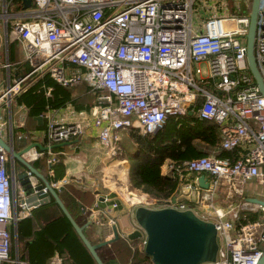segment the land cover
<instances>
[{
  "label": "built area",
  "instance_id": "1",
  "mask_svg": "<svg viewBox=\"0 0 264 264\" xmlns=\"http://www.w3.org/2000/svg\"><path fill=\"white\" fill-rule=\"evenodd\" d=\"M24 2L0 0L4 39L0 142L21 151L26 162L44 160L46 178L59 191L68 180L55 178L60 153L54 145L81 138L91 128L108 160L121 153L123 133L152 135L168 116L191 111L199 120L216 124L218 147L232 151V156L168 160L165 168H172L180 180L174 194L159 200L143 193L136 202L124 201L132 213L135 205L191 209L213 222L216 260L203 264H257L264 250V206L243 197L246 181L254 180L264 188V96L246 59L252 0H203L204 15L198 23L193 22V14L199 0H30L29 6ZM258 19L254 55L264 82V0H259ZM11 40L22 47L20 66L8 58ZM45 75L63 87L86 84L87 92L94 95L92 106L75 109L67 102L39 115L43 127L27 128V111L15 106L14 100ZM43 88L49 95L52 87L43 84ZM33 143L45 149L24 150ZM21 173L33 189L41 183L26 167L17 169L16 159L0 143V264H28L10 257L11 231L16 232L18 221L37 207L25 202L28 195L18 179ZM201 174L207 188L199 185ZM220 187L224 191L221 211L214 202ZM198 206L213 209L214 216ZM81 207L82 214L90 211L87 227L109 226L113 237L116 220L110 212L116 202L108 208L96 203L90 210ZM135 229L142 236L132 249L141 252L146 236L136 222ZM127 234L119 236L130 241ZM64 261V255L54 251L46 264Z\"/></svg>",
  "mask_w": 264,
  "mask_h": 264
},
{
  "label": "trees",
  "instance_id": "2",
  "mask_svg": "<svg viewBox=\"0 0 264 264\" xmlns=\"http://www.w3.org/2000/svg\"><path fill=\"white\" fill-rule=\"evenodd\" d=\"M8 58L12 63L22 64L21 45L17 40L8 42ZM43 84L52 87L49 95L45 94ZM80 85L83 86L85 92L76 96ZM87 91L83 83L63 87L45 75L23 90L15 98L14 105L23 106L26 109L28 116L26 127L29 128L32 122L35 124V118L47 109H58L67 102H71L76 109L90 108L94 102V95ZM82 98L88 102L82 103ZM41 127L43 124L35 125V128ZM129 136L139 150L135 156L138 162L129 173L130 185L156 199L170 197L177 191L180 184L179 177L172 168L168 169L166 174H162L161 167L166 161L183 162L200 156H210V150L207 148H217L219 140L216 124L212 121L199 120L193 113L168 116L163 126L152 135L130 132ZM61 148L63 147L57 146L53 149L58 151ZM215 156H232V151L219 148ZM32 165L46 177L47 166L44 160L33 162ZM60 168L63 169L61 160L54 166L56 175ZM64 188L58 192L59 197L74 216L64 198L66 196L72 198L81 190L69 189L68 193ZM53 207L57 209V213L40 221L38 211ZM74 219L79 226L86 222V219L83 221L81 216ZM16 233L18 243L24 247V250L20 248L19 260L25 263L46 264L52 253L59 251L73 264H95L71 223L53 200L46 205L37 206L30 216L18 221ZM12 238L13 232L11 231V259L14 257ZM132 244L133 242L127 243L118 238L109 247H99L96 252L104 264H116L119 257L120 259L127 258L129 264H151L150 259L139 250L131 249Z\"/></svg>",
  "mask_w": 264,
  "mask_h": 264
},
{
  "label": "water",
  "instance_id": "3",
  "mask_svg": "<svg viewBox=\"0 0 264 264\" xmlns=\"http://www.w3.org/2000/svg\"><path fill=\"white\" fill-rule=\"evenodd\" d=\"M24 3L25 6H29L30 0H25ZM258 10L259 0H252L251 11L249 13L248 32L246 34V59L249 71L264 96V82L257 68L254 55ZM191 108L192 107L190 106L189 109ZM190 113L191 111H189V114ZM37 120L38 123L41 124L42 120L40 116L37 117ZM0 143L3 148L9 152L13 159L19 161L41 180V183L37 184L33 189L31 184L28 183L25 173L18 175L22 189L24 190L25 195H28L25 198V202L29 205L42 206L53 200L71 223L75 233L92 256L95 264H104L96 250L120 237L117 227H112V238L97 243H91L84 233V229L87 227L88 222L79 226L59 197L58 192L63 189V186L59 191L55 190L51 187L49 181L43 174H41L31 163L26 162L21 157V151L13 150L9 144L3 141ZM64 143L56 144L53 148L61 146ZM32 146L37 147L40 150L45 149L40 144L33 143L30 146H26L24 150H27ZM198 182L202 188L208 187L204 174H201L198 177ZM43 187L47 188V192H42ZM33 191L37 192L31 195ZM94 193L98 194L99 191L96 190ZM247 200L264 206V201L261 199L251 197L247 198ZM81 206L82 205L79 204L80 210L84 211ZM133 217L146 236V244L141 253L150 259L151 264H203L206 262H214L216 260L218 242L215 224L211 221L200 218L191 209L178 210L172 207L154 209L144 205H138L134 209ZM14 233L17 238V233L15 231ZM141 236L142 232L138 229L127 234V238L131 241H134ZM257 264H264V250Z\"/></svg>",
  "mask_w": 264,
  "mask_h": 264
},
{
  "label": "crops",
  "instance_id": "4",
  "mask_svg": "<svg viewBox=\"0 0 264 264\" xmlns=\"http://www.w3.org/2000/svg\"><path fill=\"white\" fill-rule=\"evenodd\" d=\"M21 56H22V47H21ZM57 113H58V115L61 114V112L60 113L57 112ZM34 121H35V124L33 122L31 123V125H32V126H30L31 129H36L35 128L36 124L40 125L38 123L37 118H35ZM41 124H42V122H41ZM127 135H129V134H127ZM129 138H130V136H128V139ZM130 140H131V138H130ZM61 146L63 148L58 150V153H60L58 155V158H59V160L62 161L63 169L60 168L57 171V175L55 173V178H56V176H59L56 179L66 178L68 180L66 185L63 186V188L65 187L64 190L67 191L68 193L70 191L69 189H76L78 191L81 190V191H79V193H76V195L73 196L72 198H68V196H66L64 198L66 204H68V207L72 210V213L74 215L73 217L75 218V217L81 216L83 218V221H85L86 216L90 213V211H87V214H82L80 211V208H79V204L85 206L88 210H90L91 207H94L95 203L100 208H103V207L108 208L113 202H116L117 207L114 209H111L110 216L116 220V227L118 229V232L121 234H127L130 231H132V228H133L135 221L132 223V226L130 228H127V229H125V228L123 229L119 226L120 217L123 214H128V215L133 216V213L131 212V208L124 201V198H122L116 192H111V191L103 192L101 190H97L96 188H93V186H95V183H96V180H95L96 178L94 177V176H96L94 173L95 170H93V169H95V167L98 166V165H95V163H99V161H100V163L102 165V162L106 161L103 157L101 158L99 156V151H96V149H98L100 147L96 141L95 130L90 128L89 130L86 131V134L83 137L75 138L71 141H68L67 143H64ZM218 149L219 148L217 147V148L210 150V155L215 156L217 154ZM103 159H104V161H103ZM165 163L162 165L164 168V172L161 171L162 174H166L168 171L165 168ZM83 177L85 178V180H84L85 183H83ZM189 178H192V176H189ZM74 182L81 183V185L80 186L78 184L75 185ZM70 183H72V184L74 183L73 184L74 188L70 185ZM219 189L221 190V187ZM96 190L99 191L98 194L94 193ZM124 195H125L126 199H128L132 202H136L137 200L141 199L140 195H137L136 193H134L132 191H128V190H126L124 192ZM221 198H222L221 192H218L214 198L215 205H216L217 209L220 211H221V208L224 207L221 204ZM198 208L201 209V212H204V213L206 212L209 216H214L213 209L207 208V207L200 208L199 206H198ZM93 215H97V212L94 211ZM229 217H230L229 214H225V219H229ZM109 231H110L109 226L98 227V226L92 225L89 227H85V229H84L85 236L88 238V240L91 243H97V242H100V240L110 238ZM13 235L15 238V248H16L15 250L16 251L14 253V257H12L11 260H15L16 258H19V249L17 246L18 240H17L14 232H13ZM119 238H121V237H119ZM121 239L127 243L133 242L132 247L137 246V244H134L135 243L134 241H131V240L127 241L123 238H121ZM111 243H109L107 245H103V246L109 247V245ZM103 246H101V247H103ZM132 247H131V249H132ZM21 249L24 250V247L22 246ZM132 250H134V249H132ZM135 250H139V249L136 248ZM139 252H140V250H139ZM127 260H128L127 258L120 259V257H119V258H117L116 264H129L127 262ZM3 264H15V263L6 261ZM64 264H73V263L71 260L65 258Z\"/></svg>",
  "mask_w": 264,
  "mask_h": 264
},
{
  "label": "rangeland",
  "instance_id": "5",
  "mask_svg": "<svg viewBox=\"0 0 264 264\" xmlns=\"http://www.w3.org/2000/svg\"><path fill=\"white\" fill-rule=\"evenodd\" d=\"M202 1L203 0H199V4L196 7L195 12L193 14V22L194 23H198L200 21V19L202 18V16L204 15V11L201 9ZM259 21L260 20L258 19L257 22H259ZM3 41H4V39H3V35H2L1 29H0V60H2L4 58V45H3L4 42ZM20 65L21 64L19 63L18 66H20ZM3 75H4V71L1 70L0 78ZM78 87H79V90L76 92V96H79L84 91L83 86L80 85ZM81 102L86 103L88 101L82 98ZM126 135H127L126 133L122 134V140H121L122 151H121V153L118 154L117 156L113 157V158H109L105 162H102V165H101L100 161H99V163H95V165H98V166H96L95 169H93V170H95V172L94 171L93 172L96 175V176H94L96 178L95 179L96 183H95V186H93V188H96L97 190H101L103 192H108V191L116 192L122 198H125L124 192L126 190L132 191V192L136 193L137 195L144 193L140 189L131 187L130 182H129V173L136 166V164L138 162V158H135V156L139 150L136 147V145L134 144V142H132V140H130V138L128 139L129 135H127V136ZM207 149L212 150V148H207ZM96 151H99V156L101 158L104 156L103 155L104 151L101 148L96 149ZM16 168L19 170H24L25 167L23 164H21L19 161L16 160ZM161 171L164 172L163 166L161 167ZM84 180H85V178L83 177V183H85ZM74 183H75V185L76 184H78L79 186L81 185V183H76V182H74ZM73 184L70 183V185L74 188ZM19 187H20V185H19ZM218 192H221V194H223L224 191L218 189ZM263 196H264V188L260 184H258L256 181H254V180L246 181L243 184V197L244 198L255 197L258 199H262ZM196 205H198V204L192 203V206H196ZM135 206H137V205H135ZM196 209H199V208L196 207ZM56 213H57V209L55 207H53L51 209L46 208V209L39 210L38 216L40 219L44 220L48 216H50V215L52 216ZM134 221L135 220H134L133 216L128 215V214H123L120 217L119 226L123 229L124 228L127 229V228H130L132 226V223ZM12 240H13L14 253H15L16 248H15L14 235H13ZM134 242H135L134 244H138L139 239L134 240ZM17 246H18V249L20 252V248L22 247V244L17 243ZM12 250H13V248H12Z\"/></svg>",
  "mask_w": 264,
  "mask_h": 264
}]
</instances>
